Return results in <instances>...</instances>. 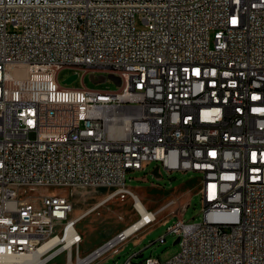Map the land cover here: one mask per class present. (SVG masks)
<instances>
[{"label": "built area", "instance_id": "built-area-1", "mask_svg": "<svg viewBox=\"0 0 264 264\" xmlns=\"http://www.w3.org/2000/svg\"><path fill=\"white\" fill-rule=\"evenodd\" d=\"M152 162L201 174L203 221L168 227V260L124 264H264V0H0V257L83 241L53 230L78 223L66 196L20 189L120 190Z\"/></svg>", "mask_w": 264, "mask_h": 264}, {"label": "rangeland", "instance_id": "rangeland-1", "mask_svg": "<svg viewBox=\"0 0 264 264\" xmlns=\"http://www.w3.org/2000/svg\"><path fill=\"white\" fill-rule=\"evenodd\" d=\"M140 27V25H138ZM75 73L74 70L65 69L60 75V81L64 82ZM82 75V73L80 72ZM101 74H96L99 76ZM84 84L87 88L103 91H117L119 88L110 80L105 83L94 84L87 75ZM82 86L81 77L77 78L68 87L78 88ZM127 192L111 188H29L20 189V195L32 197L38 200L44 194H67L72 200L75 211L91 213L79 224V234L82 235L80 251L71 252L72 259L84 257L95 249L120 234L126 227L136 221L139 216L134 209V200L130 193L138 196L147 209L153 212L159 211L168 202H174L172 206L164 209L157 215V222L140 231L120 245L115 251L104 256L94 264H124L134 253L141 256L134 261H141L148 257H156L162 261L176 255L179 244H174L176 237L168 235L166 242L161 243L159 238L166 235L169 226L175 224L178 219L200 223L203 221L202 176L195 172H175L169 174L156 162H152L145 170L127 175ZM129 224V225H128ZM125 227V228H124ZM57 255L54 256V258ZM67 252L49 264H66ZM74 263V262H73ZM90 263V264H92Z\"/></svg>", "mask_w": 264, "mask_h": 264}, {"label": "bare ground", "instance_id": "bare-ground-1", "mask_svg": "<svg viewBox=\"0 0 264 264\" xmlns=\"http://www.w3.org/2000/svg\"><path fill=\"white\" fill-rule=\"evenodd\" d=\"M120 190H122L121 192H127L123 190V188ZM128 193H130L134 200V209L139 215V218L131 223L128 227H126L120 234H122L126 238H131L137 233V231L140 229V226L144 224L145 220L150 218V214L152 212L147 209L146 205L138 196L134 195L130 191H128ZM53 230L60 233H66V237H75V235H80L77 229V223H71V230H67V225L65 223H53ZM118 235L119 234L95 249L90 254L81 258L77 257L75 261H73L71 255L72 251L69 249L70 242L62 245L60 241V235H51V237L49 238V242L44 243L34 253L24 254L13 258L0 257V264H49V262L54 258L55 255H58V253L60 252H64V250L65 252H67L66 264H90L92 262H95V260L103 255V250L105 251L104 253H107L109 250L116 246L115 242L117 241L116 239ZM59 245L61 246L55 252L51 253V250L54 247H58ZM48 252H50L51 254H47Z\"/></svg>", "mask_w": 264, "mask_h": 264}, {"label": "water", "instance_id": "water-1", "mask_svg": "<svg viewBox=\"0 0 264 264\" xmlns=\"http://www.w3.org/2000/svg\"><path fill=\"white\" fill-rule=\"evenodd\" d=\"M77 79V75L74 74L72 76H70L68 79H66L63 84L64 85H71L75 80ZM90 80L92 81V83L94 84H99V83H105L106 81L110 80L112 81L117 87L121 86V79L117 76H114L112 74L109 75H99V76H95L94 74L90 75ZM178 239L175 241L174 244L178 243Z\"/></svg>", "mask_w": 264, "mask_h": 264}, {"label": "crops", "instance_id": "crops-1", "mask_svg": "<svg viewBox=\"0 0 264 264\" xmlns=\"http://www.w3.org/2000/svg\"><path fill=\"white\" fill-rule=\"evenodd\" d=\"M99 189H106V188H99ZM60 195H63V196H66L67 198H68V196H67V194H65V193H62V194H60ZM70 201H71V203H72V200L70 199V198H68ZM73 204V203H72ZM150 211V210H149ZM90 211H87V212H85V213H80V212H78V211H75V208L73 207V212H72V214H71V217L72 218H74V219H77L78 220V223H77V229H78V231H80V229H79V224L82 222V221H84V219L85 218H87L91 213H89ZM153 212V211H152ZM86 215V217L85 218H83L82 220H80L83 216H85ZM139 216V215H138ZM129 225V224H128ZM125 228V227H124ZM50 263V262H49Z\"/></svg>", "mask_w": 264, "mask_h": 264}]
</instances>
